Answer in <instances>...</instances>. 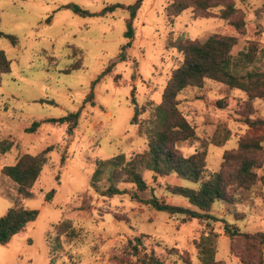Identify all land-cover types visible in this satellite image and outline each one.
<instances>
[{"label": "rangeland", "instance_id": "1", "mask_svg": "<svg viewBox=\"0 0 264 264\" xmlns=\"http://www.w3.org/2000/svg\"><path fill=\"white\" fill-rule=\"evenodd\" d=\"M134 1L0 0V31L17 38L11 44L0 36V50L9 60V70H0V138L14 141L0 154V170L25 153L34 155L52 146L31 188L33 197L22 200L38 215L7 244H0V264H140L130 248L135 237L141 240V252H152L164 264H204L212 258L217 264H244L243 240L230 239L224 224L248 233L264 230V128L250 127L247 120L264 118V96L249 100L245 91L216 80L204 79L201 86H187L177 94V108L195 132L193 139L178 142L177 149L184 156L204 151L206 178L221 168L225 152L236 149L241 138L253 136L261 139L262 164L255 168L257 180L250 188H237L228 200L213 203L210 213L215 218L154 210L133 196L144 199L150 192L137 191L128 182L117 184L125 193L104 195L105 174L97 188L91 186L98 160L118 154L127 160L146 149L145 136L138 134L137 123L131 124L134 107L143 109L140 121L161 102L172 71L183 59L176 47L180 39L233 35L232 55L254 43L258 58L246 69H264V14L256 12L263 0H232L239 13L229 20L218 16L222 6L217 5L204 16L191 7L184 9L172 22L167 16L171 0H143L133 20L131 45L123 50L121 61L118 55L127 41L126 10L82 17L63 7L75 3L97 13L107 4ZM240 16L245 25L236 29L232 22ZM112 62L93 88V104H83L91 81ZM73 64L77 68L70 69ZM230 68L246 71L241 63ZM81 106L72 132L66 124L49 122H42L33 133L24 131L33 120L60 117ZM227 168L234 169V164ZM152 175L143 172L159 199L195 208L166 185L196 188L198 183L175 174ZM50 189L55 192L46 201ZM15 196V183L0 172V217ZM62 221L69 222L73 234L57 231ZM262 255L264 259V249Z\"/></svg>", "mask_w": 264, "mask_h": 264}, {"label": "trees", "instance_id": "2", "mask_svg": "<svg viewBox=\"0 0 264 264\" xmlns=\"http://www.w3.org/2000/svg\"><path fill=\"white\" fill-rule=\"evenodd\" d=\"M142 2L143 0H135L131 4H107L97 13L90 12L75 3H68L63 7H68L74 14L82 17L103 16L117 8L126 10L128 17L125 21L123 36L127 41L122 45V51L118 55V60L121 61L125 59L123 50L131 45L134 36L133 20ZM217 5L222 6L218 12L221 19L229 20L239 13L232 0H171L167 6L168 20L172 22L174 17L190 7L194 13H199L198 16H204L201 14ZM256 12L264 14V0ZM232 25L236 29H242L245 25L244 19L240 16L232 22ZM0 36L7 38L11 44L17 43L16 36L12 34L0 31ZM235 44V36L217 33L210 34L203 40L180 39L176 47L182 52L183 59L180 65L172 71L163 91L161 102L151 107L149 116L140 121H138V115L143 109L137 105L134 107L131 124L137 123L138 134L145 136L146 149L143 152L135 153L127 160L121 154L98 160L91 177V186L97 188V182L105 174L107 185L102 191L104 195L112 196L125 193L126 191L120 189L117 184L128 182L134 184L137 191L148 190L150 192V196L144 199L136 193H133V196L154 210L169 214H181L188 218H215L210 213L215 201L228 200L230 193L235 189H247L255 184L257 180L255 168L262 164L261 139L253 136L241 138L236 149L225 152L221 168L211 172L206 178L204 177L206 171L204 151L184 156L176 147L178 142L195 137L194 128L177 108V94L185 87H199L204 79H212L226 84L229 88L245 91L249 100L264 96V69H246L258 58L259 49L255 47L254 43H250L246 50H240L236 55H232L231 50ZM239 63L246 69L244 73H237L230 68V64L237 66ZM113 64L114 62L107 65L91 81L89 92L84 98L83 104L87 101L93 104V88ZM75 68L77 67L74 64L70 67V69ZM0 70L2 72L9 70V60L2 50H0ZM40 101L54 103L51 99H41ZM82 107L60 117L33 120L30 125L24 128V131L33 133L42 122H49L58 125L66 124L67 131L72 132L77 126ZM247 120L250 127L264 128V118H248ZM13 145V139L0 138V154L9 151ZM50 150H52L51 145L34 155L25 153L14 164L1 167V174L7 176L16 185V196L11 206L0 217L1 245L7 244L15 234L23 230L30 221L37 217L38 210L24 206L22 200L33 197L31 188L38 179L42 167L46 164L47 154ZM63 160L64 158L61 157L60 161L63 162ZM233 164L234 169L227 168ZM144 171L152 172L153 177L175 174L179 178L198 183L196 188L166 185L171 193L185 197L195 208L170 204L159 199L154 194L153 187H149L144 179ZM54 192V189H50L44 196L45 200L50 201ZM61 230H69L68 233L73 234V229H70L68 221H62L59 224L57 231L60 233ZM224 230L230 239L236 237L243 240L244 248L240 255L242 263L263 264L264 230L254 233L242 232L228 223L224 224ZM134 241L135 243L130 248L132 254L138 257L137 260L140 264H164L163 260L156 257L152 252H141L139 237H135ZM127 253H131V251ZM187 264L190 263L187 262ZM204 264H217V262L212 258Z\"/></svg>", "mask_w": 264, "mask_h": 264}]
</instances>
